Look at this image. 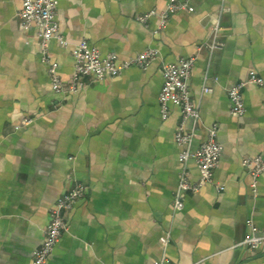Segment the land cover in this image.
Masks as SVG:
<instances>
[{
  "label": "crops",
  "instance_id": "obj_1",
  "mask_svg": "<svg viewBox=\"0 0 264 264\" xmlns=\"http://www.w3.org/2000/svg\"><path fill=\"white\" fill-rule=\"evenodd\" d=\"M167 4L58 0L65 41L49 40L48 52L65 85L83 37L103 55L115 51L119 62L150 46L160 50L146 68L86 77L83 88L63 92L52 87L37 26L23 22L21 0H0V264H33L51 208L75 180L87 192L68 212V229L46 264H264V244H238L251 231L249 218L264 232V172L254 178L242 164L264 153V83L243 88L241 116L228 94L253 73L264 78V0H190L158 33L157 15L147 24L137 19ZM191 55V99L201 118L184 119L176 104L163 118L164 66ZM212 125L223 145L214 181L188 191L175 209L183 168L199 178L193 158L179 159L186 145L176 132L192 134L195 149Z\"/></svg>",
  "mask_w": 264,
  "mask_h": 264
},
{
  "label": "built area",
  "instance_id": "obj_2",
  "mask_svg": "<svg viewBox=\"0 0 264 264\" xmlns=\"http://www.w3.org/2000/svg\"><path fill=\"white\" fill-rule=\"evenodd\" d=\"M21 2L20 16L23 22L26 25L34 23L37 26V33L41 40L42 58L48 63L52 87L55 91H77L86 85V77L98 80L116 76L124 68L132 65L146 68L160 54V50L157 47L150 46L136 57L119 62L115 51L103 55L97 47L89 42L88 38L83 37L74 49L75 64L72 79L65 85L59 74V63L52 59L48 52L49 40L65 41L57 19L58 0H21ZM189 4L190 0H168V4L164 9L147 10L137 15V19L147 24L152 16L157 15L159 20L153 28V32L158 33L166 27L170 16L174 12L188 7ZM219 27L220 24L217 22L216 29ZM214 46L220 47V44L215 43ZM196 59V55H191L182 57L176 62L165 64L164 83L159 94L163 118L168 117L170 114V105L176 104L180 106L184 119L200 120V108L192 102L190 90V78ZM248 83L263 84L264 78L253 73L248 78L238 81L228 90L231 110L240 116L245 113L246 109L243 88ZM209 90L210 88L205 87V91ZM32 121L33 117H29L25 118L24 123L28 124ZM217 133L218 126H210L204 140L195 149H192L190 148L192 134L185 133L183 128H179L176 132L178 143L186 145L180 152L179 159L182 162H186L193 158L199 167V178L193 179L189 171L185 167L183 168L174 199L175 209H181L184 206L185 195L188 191L199 190L205 183L214 181V170L219 164L223 151V145L218 140ZM242 164L254 178H257L264 172V153L244 156ZM86 192L87 185L80 180H75L67 191L59 196L51 208L50 221L44 229L43 242L34 250L33 264H46L61 234L68 229V212ZM247 222L251 231L238 244L252 249L257 248L264 244V232L259 231V227L252 218H249ZM162 241L168 244L170 236H162ZM156 263L167 264V258L157 260ZM201 263L202 260H198L193 264Z\"/></svg>",
  "mask_w": 264,
  "mask_h": 264
}]
</instances>
